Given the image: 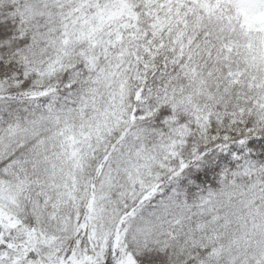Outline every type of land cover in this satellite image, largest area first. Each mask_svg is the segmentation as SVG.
<instances>
[{"label": "snow or ice", "instance_id": "obj_1", "mask_svg": "<svg viewBox=\"0 0 264 264\" xmlns=\"http://www.w3.org/2000/svg\"><path fill=\"white\" fill-rule=\"evenodd\" d=\"M0 264H264V0H0Z\"/></svg>", "mask_w": 264, "mask_h": 264}]
</instances>
